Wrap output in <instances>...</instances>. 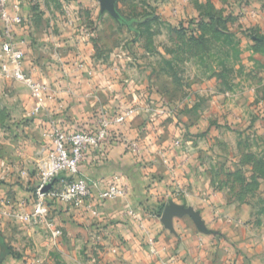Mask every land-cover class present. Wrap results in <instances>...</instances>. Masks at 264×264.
I'll use <instances>...</instances> for the list:
<instances>
[{
	"label": "crops",
	"instance_id": "crops-1",
	"mask_svg": "<svg viewBox=\"0 0 264 264\" xmlns=\"http://www.w3.org/2000/svg\"><path fill=\"white\" fill-rule=\"evenodd\" d=\"M258 2L259 11L250 24L259 28V38H262L264 0ZM20 7L26 25L17 36L24 41L26 73L33 80L47 85L52 99L47 100L40 115L31 117L34 101L28 88L14 83L15 91L11 88L8 94L6 81L0 78V121L4 124L8 117L10 123L0 127V207L24 205L30 212L38 185L37 165L51 146V125L69 131L90 132L95 130L96 120L102 115L112 116L118 107L125 105L145 107L147 100L139 88L134 89L135 81L131 75H124L126 78L123 77L122 81L113 78L112 71L117 64L102 63L86 56L93 54L95 58L104 50L109 54L121 53L116 47L105 45L96 48V42L90 43L86 38L90 34L95 38L105 36L100 29L106 20H96L87 14L83 17L48 14L43 18L32 16L30 20L24 14L27 10L24 5ZM43 22L45 28L41 26ZM89 23L91 27L94 23V26L91 28ZM81 24L83 26L79 29ZM68 32L84 38L73 39L70 36L71 39L65 41ZM66 46H75V51L82 53L84 60L81 62L80 58L81 63L58 60V48ZM43 54L46 59L40 56ZM60 68L66 70V77L58 72ZM89 71L95 73L93 77L89 76ZM107 85L112 86V90H108ZM253 89L260 103L249 114L254 127L249 126L251 132L254 131L253 135L264 139V102L261 101L264 98V79L259 77ZM155 99L149 100L155 103ZM146 117L142 111L133 123L125 127L113 126V138L99 150L90 151L80 166L81 175L97 181L101 189L118 177L126 190V197L109 203L93 199L86 208L55 203L51 206L50 221L38 225H22L4 217L11 224H5L1 230L12 242L14 253L5 252L7 257L1 264L10 258L14 264H44L49 258L51 260L55 255L45 252L51 245L46 241L42 243V238L47 233L52 239L50 234L54 229L62 232L60 256L57 257L69 263L74 260L84 262L88 258L95 264H242L244 252L248 251H253L250 256L255 258L256 240L247 228V208L228 206L225 194L208 193L207 161L200 159L204 156L202 147L195 141L189 143L190 161H186L179 151L172 154L168 151L171 141L183 137L188 129L177 128L172 120L164 121L159 130L165 135L162 140H156L144 130ZM120 134L141 141L140 155L132 154L129 145L117 137ZM182 157L184 159L180 161ZM260 177L264 180V175ZM60 178H65V175ZM179 187L187 192L186 196L181 194L179 197L182 200L187 197L194 206L202 202L198 197L210 198L209 203L204 200L205 205L196 207L206 221L207 233L201 232L188 215L174 217L170 229L156 215L166 197L179 191ZM130 211H134L138 219L131 217ZM149 240L155 241L159 256L149 254ZM75 247L78 251L74 250ZM77 255L83 259L75 257ZM262 258L264 260V256Z\"/></svg>",
	"mask_w": 264,
	"mask_h": 264
},
{
	"label": "rangeland",
	"instance_id": "rangeland-1",
	"mask_svg": "<svg viewBox=\"0 0 264 264\" xmlns=\"http://www.w3.org/2000/svg\"><path fill=\"white\" fill-rule=\"evenodd\" d=\"M116 1L124 17L137 20L133 29L119 24L108 12L101 16L99 0H11L24 5L27 10L23 12L30 20L32 16L43 18L48 14H74L79 17L87 14L96 20L101 18L107 21L100 29L105 36L95 38L90 34L86 38L90 43L96 42V48L106 45L119 48L121 53L109 54L104 50L98 52L95 58L93 54L86 56L99 59L102 63L109 61L117 64L112 71L113 78L122 81L123 77L126 78L124 75H131L130 78L135 81L134 89L139 88L147 100L145 107H118L112 117L119 111L133 107L136 113L128 119L127 125L144 111L147 115L144 130L156 140H162L165 135L159 130L164 121L172 120L177 128L188 129L183 137L171 141L168 151L172 154L179 151L186 161H190L189 143L195 141L202 147L204 156L199 157L207 161L208 193L225 194L224 200L228 206L247 208V228L256 240V256H250L253 251L244 252L241 263L264 264V180H260V176L264 175V139L253 135L254 131L251 132L249 126L254 127L252 115L249 114L260 103V99L255 98L253 88L259 77L264 79V36L259 38V28L250 24L259 11V0ZM191 21L203 23L196 32H184V24L187 26ZM41 26L45 28V23H41ZM70 36L73 39L84 38L68 32L65 41ZM58 49L57 59L66 63L79 61L82 56V53L75 51V46ZM40 56L46 59V55ZM83 60L82 57L80 61ZM58 72L66 77L65 69L60 68ZM94 74L89 71L90 77ZM5 83L8 94L11 88L15 91L12 84L16 82ZM106 88L112 90L113 87L107 85ZM149 99H155V103ZM261 101L264 102V98ZM7 125H10L8 117L4 124L0 121V127ZM117 137L129 145L133 155H140L139 139L131 140L123 134ZM133 143L138 144V152L133 150ZM181 189L179 187V191L166 197V202L159 206L156 215L162 218L166 207L171 205L183 207L189 210L188 216L197 223L201 232L207 233L206 221L196 207L205 205L204 200L209 203L210 198L198 197L202 202L194 206L187 197H183V200L179 197L187 194ZM9 223L0 211V264L7 257L5 252L14 251L9 237L1 230ZM50 235L52 239L46 233L42 243L46 241L51 249L41 247L55 256L44 264H95L88 258L80 263L77 260L71 263L62 261L57 257L60 256V240ZM74 250L78 251L77 247ZM75 257L83 259L81 255ZM11 259L4 264H14Z\"/></svg>",
	"mask_w": 264,
	"mask_h": 264
},
{
	"label": "built area",
	"instance_id": "built-area-1",
	"mask_svg": "<svg viewBox=\"0 0 264 264\" xmlns=\"http://www.w3.org/2000/svg\"><path fill=\"white\" fill-rule=\"evenodd\" d=\"M0 76L7 82L25 85L34 101L31 117L40 115L47 100L52 99L49 87L44 83L33 80L25 70V50L23 42L17 34L25 27L26 19L21 14L19 3L11 0H0ZM136 110L129 107L117 112L113 117L102 115L95 130L90 132L69 131L55 124L51 125V146L37 165L38 185L35 189L31 211L26 206L0 207L1 215L11 218L22 225H38L51 219L52 204L59 203L75 208H86L88 202L96 200L99 203H109L126 197L127 193L116 177L113 183L100 188L93 181L80 173V166L85 156L92 150H99L103 144L112 139V127L124 126L128 119L134 116ZM133 150L139 151L136 143ZM26 175L25 173H23ZM65 175V178H60ZM48 189V187H50ZM134 219L138 216L134 211L129 213ZM55 238H60L62 232L55 230ZM149 254L159 256L160 251L154 240H149Z\"/></svg>",
	"mask_w": 264,
	"mask_h": 264
},
{
	"label": "water",
	"instance_id": "water-1",
	"mask_svg": "<svg viewBox=\"0 0 264 264\" xmlns=\"http://www.w3.org/2000/svg\"><path fill=\"white\" fill-rule=\"evenodd\" d=\"M101 4V16L108 12L115 20L119 22L121 25H126L129 29H133L134 24L137 22V20L134 19H127L124 17L120 11L118 10V4L116 0H99ZM51 188L48 187V189ZM189 210L177 206V205H171L166 207L164 214L161 218L162 222L167 226L171 227L172 219L176 216H184L188 215Z\"/></svg>",
	"mask_w": 264,
	"mask_h": 264
},
{
	"label": "trees",
	"instance_id": "trees-1",
	"mask_svg": "<svg viewBox=\"0 0 264 264\" xmlns=\"http://www.w3.org/2000/svg\"><path fill=\"white\" fill-rule=\"evenodd\" d=\"M202 21L196 22L191 21L187 23V26L184 24L183 31L186 33H193L199 30V28L202 26Z\"/></svg>",
	"mask_w": 264,
	"mask_h": 264
}]
</instances>
